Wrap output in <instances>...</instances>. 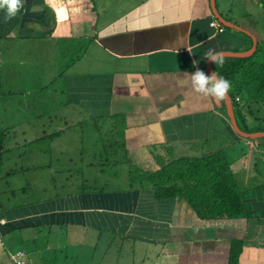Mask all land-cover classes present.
I'll return each mask as SVG.
<instances>
[{
    "label": "crops",
    "instance_id": "1",
    "mask_svg": "<svg viewBox=\"0 0 264 264\" xmlns=\"http://www.w3.org/2000/svg\"><path fill=\"white\" fill-rule=\"evenodd\" d=\"M22 3L7 23L0 10V71L8 80L22 86L17 71H51L48 83L58 78L66 105L107 126L123 120L127 156L147 158L149 169L225 153L244 218L201 219L184 199L156 200L152 190L128 184L2 210L0 238L30 230L56 236L62 245L55 240L52 248L61 249L50 250L46 264H227L233 240L240 243L237 264H264V137L237 136L223 101L194 95L185 79L197 68L213 71L204 58L209 49L243 53L250 37L264 41V14L254 0H213L215 12L246 34L220 25L209 0ZM13 254L1 244L0 264H12Z\"/></svg>",
    "mask_w": 264,
    "mask_h": 264
},
{
    "label": "rangeland",
    "instance_id": "2",
    "mask_svg": "<svg viewBox=\"0 0 264 264\" xmlns=\"http://www.w3.org/2000/svg\"><path fill=\"white\" fill-rule=\"evenodd\" d=\"M13 72L16 74V70ZM4 73L0 71V133L4 132L0 153V212L99 189L123 188L129 184L127 176L132 167L129 165L149 169L144 167L147 158L128 157L125 163L118 154L110 158L111 139L106 123L89 118L72 104L66 105L58 78L48 83L51 71H17V78L22 74L23 78H18L23 80L22 86L8 80ZM53 133L56 135L50 140L46 138ZM30 232H11L1 237L0 255L2 244L12 254L24 250L25 264H46L50 250L61 249L52 248L55 240L62 245L56 236L48 237L46 233L43 237L34 236ZM31 237L35 250L28 243Z\"/></svg>",
    "mask_w": 264,
    "mask_h": 264
},
{
    "label": "trees",
    "instance_id": "3",
    "mask_svg": "<svg viewBox=\"0 0 264 264\" xmlns=\"http://www.w3.org/2000/svg\"><path fill=\"white\" fill-rule=\"evenodd\" d=\"M254 5L264 14V0H254ZM212 68L231 82L228 96L238 129L244 133L264 132V41L256 43L249 57L224 58L222 66L213 63ZM123 124V120H117L107 126L111 139L108 151L110 158L118 154L125 163L128 156L123 143ZM3 141L4 132L0 133V153ZM130 166L129 187L148 188L156 200L184 199L201 219L244 218L239 191L220 151L198 157H178L155 169ZM239 253L240 243L233 240L227 264H237Z\"/></svg>",
    "mask_w": 264,
    "mask_h": 264
},
{
    "label": "clouds",
    "instance_id": "4",
    "mask_svg": "<svg viewBox=\"0 0 264 264\" xmlns=\"http://www.w3.org/2000/svg\"><path fill=\"white\" fill-rule=\"evenodd\" d=\"M22 7V0H0V10L5 12V23L15 18ZM204 58L221 66L224 63V53L222 51L209 49L204 54ZM185 79L194 95L210 98L217 104L227 98L232 87L231 82L223 76H219L216 72L209 75L199 68L192 73L185 72Z\"/></svg>",
    "mask_w": 264,
    "mask_h": 264
},
{
    "label": "water",
    "instance_id": "5",
    "mask_svg": "<svg viewBox=\"0 0 264 264\" xmlns=\"http://www.w3.org/2000/svg\"><path fill=\"white\" fill-rule=\"evenodd\" d=\"M210 1V8L211 11L215 17V19L218 21V23L220 25H222L223 27L227 28V29H233V30H237L241 33L246 34L245 31H243L242 29L238 28L237 26L231 24L230 22L225 21L224 19H222L214 10L213 7V0H209ZM251 38V47L250 49H248L247 51L243 52V53H229V54H224V57H232V58H246L249 57L254 49H255V45L256 42L254 40V38ZM213 73V71L211 70L210 66L208 65L207 69H206V74H211ZM223 106H224V110H225V114L229 120V124L230 127L232 129V131L239 137L244 138V139H249V140H253L256 138H261L264 137V132H255V133H244L242 131H240L236 125L235 119H234V115H233V111H232V105H231V100L229 98V96L227 95V98L225 100H223Z\"/></svg>",
    "mask_w": 264,
    "mask_h": 264
},
{
    "label": "built area",
    "instance_id": "6",
    "mask_svg": "<svg viewBox=\"0 0 264 264\" xmlns=\"http://www.w3.org/2000/svg\"><path fill=\"white\" fill-rule=\"evenodd\" d=\"M209 26H211V27H213V28H216V30H217L218 32L222 31V29H223L221 26H219V25H218L217 23H215L214 21H213V22H210V23H209ZM236 100H237V98H235V101H236ZM23 257H24L23 253L20 252V251H18V252H16L15 254L10 255V261H11L12 264H24V262H23Z\"/></svg>",
    "mask_w": 264,
    "mask_h": 264
}]
</instances>
